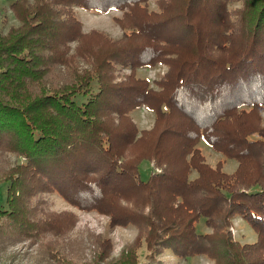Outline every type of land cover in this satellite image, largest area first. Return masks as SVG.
I'll return each instance as SVG.
<instances>
[{
  "label": "trees",
  "instance_id": "obj_1",
  "mask_svg": "<svg viewBox=\"0 0 264 264\" xmlns=\"http://www.w3.org/2000/svg\"><path fill=\"white\" fill-rule=\"evenodd\" d=\"M149 1L8 4L14 22L0 19V155L15 160L0 168V236H66L77 216L49 208L44 194L56 191L107 214L111 226H137L142 264H163L165 250L264 264V0H152L155 9ZM77 7L121 11L113 17L121 36L84 31ZM159 62L167 68L155 87L136 74ZM138 106L154 112L151 127L138 129L130 114ZM200 138L236 168L210 165ZM144 159L157 168L145 180ZM236 214L254 228L253 242L233 238ZM200 217L210 231H197ZM100 243L95 264H139L132 243L109 260L111 239Z\"/></svg>",
  "mask_w": 264,
  "mask_h": 264
},
{
  "label": "rangeland",
  "instance_id": "obj_2",
  "mask_svg": "<svg viewBox=\"0 0 264 264\" xmlns=\"http://www.w3.org/2000/svg\"><path fill=\"white\" fill-rule=\"evenodd\" d=\"M12 0H0V19L7 17L8 23L14 22L13 15L8 10V4ZM150 9H155V3L148 2ZM76 16L82 22V29L89 31L91 29H100L108 33L112 38L121 36V28L113 20L114 16H119L121 11L111 9L107 12H98L95 10H85L80 7L76 9ZM164 63H157L154 66L139 67L136 74L139 77L147 79L155 87L154 80L158 79L166 70ZM128 69H124L127 72ZM138 129L149 128L154 121V112L145 106H138L130 112ZM262 124H264V107L260 112ZM255 137V135H252ZM197 146L204 155L206 161L214 166L222 164V169L226 172H232L237 161L234 158L226 157L220 151L214 149L204 138H200ZM12 162L15 156L10 152L0 155V168L5 166V161ZM140 177L145 180L151 171L157 168L149 159H144L139 163ZM196 172L191 173V177ZM7 183L0 181V207L6 206ZM48 201V206L53 211L71 210L76 216V222L66 236L44 235L38 240L21 239L9 240L5 236H0V264H52V261L59 255L60 259L69 261L67 264H95L97 258H93V252L103 254L100 239L108 237L111 239L110 254L107 259L118 257L126 248L127 244L132 243L135 248V256L139 264L147 259V249L143 237L139 233V228L133 224L128 225H109V216L99 213L96 210H82L68 203L62 195L56 191L44 194ZM231 233L234 239L240 243L253 242L256 239V232L252 225L239 215L231 218ZM198 232L210 231L204 218L200 217L196 223ZM52 252V250H55ZM99 255H96L99 256ZM163 264H214L213 260L203 254H196L187 258H178L171 254L169 250L162 251L158 256ZM101 264H104L101 262Z\"/></svg>",
  "mask_w": 264,
  "mask_h": 264
}]
</instances>
